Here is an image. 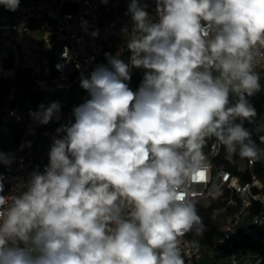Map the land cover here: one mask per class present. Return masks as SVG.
Returning a JSON list of instances; mask_svg holds the SVG:
<instances>
[{"label":"clouds","instance_id":"obj_1","mask_svg":"<svg viewBox=\"0 0 264 264\" xmlns=\"http://www.w3.org/2000/svg\"><path fill=\"white\" fill-rule=\"evenodd\" d=\"M156 7L153 22L131 0L130 62L106 54L111 68L81 77L90 99L54 139L45 171L0 195V264H184L185 235L207 230L187 189L205 175L208 139L228 157L264 159L253 139L264 142V123L245 126L264 73V0ZM133 67L145 69L136 92L126 83ZM39 107L30 114L41 124L60 111ZM0 163L11 160L0 153Z\"/></svg>","mask_w":264,"mask_h":264},{"label":"built area","instance_id":"obj_2","mask_svg":"<svg viewBox=\"0 0 264 264\" xmlns=\"http://www.w3.org/2000/svg\"><path fill=\"white\" fill-rule=\"evenodd\" d=\"M128 1L130 4L131 0ZM114 3L115 0H20L16 11L0 5V16L5 17L0 18V58L3 62L12 59V64L0 75V80L9 82L0 103V153L11 160L9 164L0 163V182L4 189L0 195L18 194L34 172L45 171L54 139L66 135L63 129L75 122L74 108L83 104L67 95L102 56L106 39L113 36L114 45L127 46L134 27L129 4L128 15L120 24V19L112 15ZM139 3L146 5L153 22L158 20L156 0H139ZM38 19L42 20L45 31L46 50L59 44L55 55L42 66L43 80L37 85L38 91L51 97L45 107L53 102L60 105V111L48 124L39 123L30 113L40 108L29 109L20 96L18 73L24 67H31L33 49H27L20 58L19 42ZM125 28H128L127 40L123 39ZM118 37H122L121 40ZM26 123H39L41 129H50L43 150L37 144H26L19 133L20 126ZM2 141L9 143L10 149L2 148ZM204 153L208 164L205 175L190 182L187 195L204 207L218 204L221 225L206 242L185 235L181 242L184 264H201L208 248L224 246L231 248L229 264H264V181L255 170V162L238 154L228 157L223 146L214 139H208Z\"/></svg>","mask_w":264,"mask_h":264},{"label":"trees","instance_id":"obj_3","mask_svg":"<svg viewBox=\"0 0 264 264\" xmlns=\"http://www.w3.org/2000/svg\"><path fill=\"white\" fill-rule=\"evenodd\" d=\"M128 35V28L124 29L123 36L126 37ZM113 47V40L110 38L105 46L104 52L102 56L95 62V64L91 67L89 73L86 76H89L90 73L95 70V68L99 65H104L106 67L111 68L108 64V58L106 54H110L111 56H118V58L124 60L126 63L129 62L130 51L127 46L116 51L115 54L111 53L110 50ZM59 49V44L55 43L52 50L47 51V56L51 59L57 50ZM12 64V59H6L4 61V70L8 69V67ZM145 73V69L141 68H131V79L128 81V87L136 92L143 80ZM19 84H20V96L28 97L32 103L41 104L44 101L43 94L38 91L36 88H33V83L35 81V76L33 75L31 67H24L19 70ZM9 88V82L7 80H0V103L3 101L4 96L6 95ZM82 90H84L82 88ZM233 102L235 101V97H232ZM249 102L256 109L257 116L254 118L255 123L245 122V126L250 130L254 129L257 125L264 123V91L261 90L257 92L254 96L249 97ZM253 139L256 140L257 145L264 149V142H261L259 137L254 133ZM224 151H226L224 149ZM255 170L258 173L259 177L264 181V159L258 160L255 162ZM199 214L203 217L204 222L207 226V230L204 232L202 236H196L194 233H189L188 235L199 238L203 242L209 241L218 231L221 225V217L222 213L219 210V205L213 203V205L209 207H204L199 204H196ZM214 213L215 216H214Z\"/></svg>","mask_w":264,"mask_h":264},{"label":"rangeland","instance_id":"obj_4","mask_svg":"<svg viewBox=\"0 0 264 264\" xmlns=\"http://www.w3.org/2000/svg\"><path fill=\"white\" fill-rule=\"evenodd\" d=\"M115 3L121 4L123 7H126L129 4L128 0H115ZM126 16V13L123 14V17ZM124 40H127V37H123ZM109 38L106 40V44ZM106 46V45H105ZM119 50V47L113 44L110 52L115 54ZM45 61H43L44 63ZM129 63V62H128ZM3 68V59L0 58V75L4 73ZM43 80V79H42ZM41 78L37 77L33 83V88H37L38 82L42 81ZM127 83V81H126ZM261 90L264 91V80L261 81ZM44 96V95H43ZM68 98H75L78 101L84 103L86 100L90 99L89 93L84 89L82 90L81 82L77 83L68 93ZM50 96H45L46 99H49ZM23 104L31 110L39 109L41 104L32 103L28 97H23ZM41 125L37 123L36 125L22 124L19 129V133L26 139V144L30 145H39L40 150H43V145L45 142L46 135L50 132V129L43 130L40 128ZM40 128V129H38ZM33 136V139H30ZM2 148L10 149L9 143L2 141ZM231 248L224 246L219 248H208L204 257L201 261V264H229L230 262Z\"/></svg>","mask_w":264,"mask_h":264},{"label":"crops","instance_id":"obj_5","mask_svg":"<svg viewBox=\"0 0 264 264\" xmlns=\"http://www.w3.org/2000/svg\"><path fill=\"white\" fill-rule=\"evenodd\" d=\"M127 8H128V5L126 7H123L121 4L114 3V12L112 15L120 19V24H123V22L125 21L128 15ZM124 13H126L125 17H123ZM0 18L2 20L5 19L4 15L3 16L1 15ZM110 38L113 40V44H114L115 37L112 36V37H109V39ZM121 38L122 37H120L119 39L121 40ZM29 48L33 49V54L31 55L30 60H29L33 75L35 76V79L39 77L42 80L43 78L41 74V68L49 60V57L47 56L46 43H45V31L42 27V20H39V19L34 20L32 22L31 28L26 34V37L22 41L19 42L20 58H23V54ZM119 49L121 48L119 47ZM43 61L45 62L43 63ZM3 66H4V62H3ZM45 96L47 95H44V101L41 103V105H44L47 101L51 100V97H49V99H46Z\"/></svg>","mask_w":264,"mask_h":264}]
</instances>
